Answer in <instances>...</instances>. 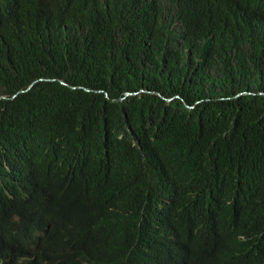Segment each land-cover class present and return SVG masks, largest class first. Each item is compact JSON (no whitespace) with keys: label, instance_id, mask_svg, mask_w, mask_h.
I'll return each mask as SVG.
<instances>
[{"label":"trees","instance_id":"16d2710c","mask_svg":"<svg viewBox=\"0 0 264 264\" xmlns=\"http://www.w3.org/2000/svg\"><path fill=\"white\" fill-rule=\"evenodd\" d=\"M0 264H264V0H0Z\"/></svg>","mask_w":264,"mask_h":264},{"label":"water","instance_id":"95a60500","mask_svg":"<svg viewBox=\"0 0 264 264\" xmlns=\"http://www.w3.org/2000/svg\"><path fill=\"white\" fill-rule=\"evenodd\" d=\"M63 84H65L64 82H62ZM33 85H31L29 88H31ZM127 96L131 95L130 93L126 94Z\"/></svg>","mask_w":264,"mask_h":264}]
</instances>
